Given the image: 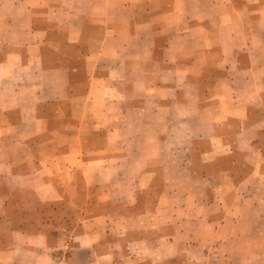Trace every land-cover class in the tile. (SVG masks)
I'll return each mask as SVG.
<instances>
[{"label": "rangeland", "instance_id": "rangeland-1", "mask_svg": "<svg viewBox=\"0 0 264 264\" xmlns=\"http://www.w3.org/2000/svg\"><path fill=\"white\" fill-rule=\"evenodd\" d=\"M208 1L19 0L20 23L32 17L47 31L42 45L24 44L20 31L19 45L0 46V58L10 49L17 57L8 79L0 67V264H264V191L251 181L233 189L226 167L201 157L190 140L196 111L188 105L201 95L188 77L206 63L188 68L187 60L206 42L201 30L189 31L187 11ZM259 2L224 0L243 10ZM96 47L116 77L123 61L131 65L125 126L120 118L107 125L96 100L83 111L67 108L64 97L8 110L14 90L68 86L76 98L90 70L80 57ZM40 65L68 67V77ZM172 68L177 93L160 92L172 85ZM113 84L122 102L124 80ZM159 102L175 107L157 110ZM142 104L148 109L133 110ZM93 115L99 126L89 124ZM262 125L264 134V116Z\"/></svg>", "mask_w": 264, "mask_h": 264}, {"label": "crops", "instance_id": "crops-1", "mask_svg": "<svg viewBox=\"0 0 264 264\" xmlns=\"http://www.w3.org/2000/svg\"><path fill=\"white\" fill-rule=\"evenodd\" d=\"M259 3L257 6L243 10V7L236 4L226 6L224 0H210L200 8L187 11L193 15L192 20L188 21L189 31L196 33L201 30L204 33L203 41L206 42L203 54L192 55L187 60L188 68L191 67L192 61L196 63L202 60L206 63V67L191 73L193 77H188L187 85L197 86L201 95V102L193 106L188 105V109L196 111L192 123L195 133L191 135L193 139L190 138V140L194 146L197 144L201 157L216 160L220 168L226 167L221 174L228 175L230 181L234 182L232 188L235 190L246 188L251 181L255 184L254 189L264 191V134L261 131L264 116V0H260ZM18 9L19 0H0V46L19 45L20 31H26V37L21 38L24 39V44L42 45L47 29L44 25L40 27L34 25L32 17L29 21L26 18V22L20 23ZM26 12L29 10L27 9ZM24 16H26L25 13ZM194 18L199 21H194ZM31 33H43L44 38L36 42ZM95 43L98 45L103 43L102 38L96 39ZM13 53L14 50L10 49V52L4 53L0 58L2 72H6L2 73V78L9 77L11 70L8 68L9 61L17 60ZM99 60L103 61L99 62ZM171 60L180 61V58L175 59L171 56ZM127 62L123 61L121 69L123 75L116 77L117 67L109 61L107 54L99 55V48L97 50L96 47L93 53L80 57V66L82 64L84 68H90V70H87L86 79L84 77L82 80V88L78 91V95H75L76 98L70 93L68 86L60 87L58 90L50 87L40 92L26 90L22 94L14 90L11 100L16 101L7 108L8 110L17 108L34 111L64 97L67 108L71 110L78 108L77 110L83 111L89 108L90 100H96L94 101L96 104L102 101L104 119L109 116L108 121H105L107 125L122 122L125 126L128 123V114L132 110L130 105L124 104L125 99L132 93L128 80L131 65ZM227 63H231L229 69H227ZM108 65L112 67L108 69ZM113 67L114 71H112ZM100 69H105L106 72H100ZM68 70V67L61 65L53 68H47L45 65L42 67L44 74L64 71L67 77ZM173 71L172 68V85L158 86L160 92H176ZM116 79L124 80L125 90L122 94L124 95L122 102L115 95L113 83ZM142 79L146 80L145 77ZM35 98L38 101H35ZM73 99L80 100L76 101V103L80 102L78 106L76 105L77 107H73ZM40 100L44 102L43 105L36 103ZM68 103H70L69 106ZM180 104L178 102V105ZM1 105L0 107L3 106ZM147 106L142 104L133 110L148 109ZM169 106L175 107L173 103L159 102L154 108L162 110ZM115 110L118 111L117 118L114 114ZM118 118L120 122L116 120ZM90 120V125L99 126L98 116L93 115ZM103 122L101 125H104ZM10 124L14 125V122ZM81 124V121L77 122L78 126ZM18 125L19 122H16L15 126ZM156 139L161 140L159 136ZM227 199L228 197L225 202ZM222 220L227 218L224 217Z\"/></svg>", "mask_w": 264, "mask_h": 264}]
</instances>
